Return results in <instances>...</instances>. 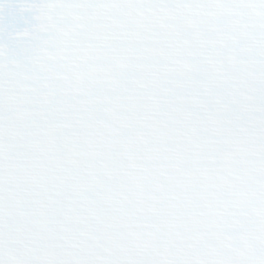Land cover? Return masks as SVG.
<instances>
[{"label": "snow or ice", "instance_id": "1", "mask_svg": "<svg viewBox=\"0 0 264 264\" xmlns=\"http://www.w3.org/2000/svg\"><path fill=\"white\" fill-rule=\"evenodd\" d=\"M0 264H264V0H0Z\"/></svg>", "mask_w": 264, "mask_h": 264}]
</instances>
